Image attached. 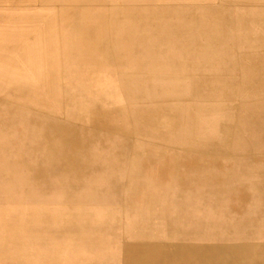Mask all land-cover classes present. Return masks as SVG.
Masks as SVG:
<instances>
[{
  "label": "bare ground",
  "instance_id": "1",
  "mask_svg": "<svg viewBox=\"0 0 264 264\" xmlns=\"http://www.w3.org/2000/svg\"><path fill=\"white\" fill-rule=\"evenodd\" d=\"M110 1L0 0V112L5 114L0 118L9 128L18 120L30 124L33 114L62 119L53 137L38 134L50 144L55 171L73 167L62 151L64 143L74 146L71 118L82 116L95 138L117 132L123 151L133 153L124 198L133 236L142 222L145 236H167L169 242L174 226L167 222L173 217L177 223H196L180 230L194 239L180 248L190 254L189 264H214V257L220 264L223 252L233 256L232 264H253L256 242L211 243L209 236L258 234L249 220L264 218L262 207L233 211L227 206L264 202V168L247 171L239 154L264 153V104L244 101L243 92L235 97L227 92V78L237 73L243 78V61L264 59V18L260 26L253 18H232L214 8L223 0ZM257 37L262 41L255 44ZM209 59L220 60L221 71L198 67ZM114 94L122 104L111 102ZM151 140L156 145L148 144ZM80 145L84 152L90 142ZM162 145L186 153L163 152ZM209 145L220 155L207 154ZM162 156L169 157L164 166ZM169 191L176 197L164 194ZM172 203L180 209L166 214ZM118 222V217L103 220L100 237L90 244L93 264H169L163 255L174 248L171 244L120 245Z\"/></svg>",
  "mask_w": 264,
  "mask_h": 264
},
{
  "label": "rangeland",
  "instance_id": "2",
  "mask_svg": "<svg viewBox=\"0 0 264 264\" xmlns=\"http://www.w3.org/2000/svg\"><path fill=\"white\" fill-rule=\"evenodd\" d=\"M109 1L104 0V2ZM113 2L117 3L118 0H114ZM126 2V0L122 1V3ZM223 2V4H214V8H222L226 12H229L232 18L244 17L246 20L253 18L255 21L257 20V24L260 23L259 20L264 18V13L261 11L264 10V0H223ZM165 6L177 5L168 3ZM198 7L203 8L206 6ZM252 26L247 27L246 32L249 35ZM258 26L260 25L258 24ZM254 30H260V28H255ZM262 33L264 34L263 30ZM257 38L259 40L255 41V44L262 41L260 37ZM245 45L248 47V44ZM260 54L263 55L264 51ZM199 62L201 65L198 64V67L201 69H207L209 72L211 70L216 72L221 71L218 70L221 65V61L218 59ZM242 63L245 68L243 78L238 73L231 80L227 78L228 94L235 97L243 92V95H245L244 101H250L251 99V103L264 104V59L260 61L245 60ZM111 82H113L116 88L117 81H114L113 78L110 80ZM107 83L109 84V81ZM96 93L99 94L100 92L97 91ZM116 95L118 94H114L111 102H116L118 105L122 104V98H118ZM106 108L105 110H107ZM0 116L5 117L4 112H0ZM32 116L35 121H30V124L19 122L18 120L15 126L11 128L6 126L4 119L0 118V264H93L95 250H91L90 244L97 237H100L102 231H100L101 224L105 218L110 217L119 218L120 245H126L131 242L143 244V241L136 239L135 235L132 236L133 239H129V235L126 234L129 226L124 223L126 221V218H124L126 210L124 211L123 206L126 191L125 186L133 153L123 151L121 147L122 143H120L122 142L120 134L118 135L117 132H113L109 135L102 132L97 138L92 137L90 133L91 126L81 120L82 116L78 115L80 120L70 117L76 128L73 137L74 146L64 143L62 151L68 162L70 163L71 161V166L73 167L70 170L68 169L69 171H55L50 167V144L41 140L38 134H44L47 138L53 137L56 130L63 125L62 119H60L61 121L58 119L50 120L44 115L41 116L39 114H33ZM4 128H9V130L5 132L3 131ZM149 136L150 138L153 137L150 134ZM83 140H89L90 145L84 152H80V142ZM155 143L151 140L148 144L156 145ZM162 147L163 152L186 153L178 148L164 145ZM209 147L211 150L207 154L212 157L220 155L213 153L212 145H209ZM239 154L245 160L244 168L247 171L256 168H259L261 171L263 170L264 153L243 152ZM168 158L166 156L160 157L159 164L162 166L166 165ZM132 171L133 166L131 168ZM34 173L37 175V178ZM192 174L194 176V171ZM196 175L199 176L198 172H196ZM203 175L201 173V176ZM208 176L212 177L209 174ZM30 182L32 183L30 184ZM187 189L196 192L194 188ZM169 193L172 194V197H176L177 193L174 191L165 192L164 194L167 196ZM215 204L219 207L224 206V204L216 202L213 203V206ZM227 206L233 209V211H241L240 209L243 208L262 207L261 210L264 212V202L262 201L260 203L247 200L233 201ZM65 207L69 211L65 210ZM94 209L96 210L95 213ZM178 209H180L179 206L175 208V210ZM169 215L171 214L169 213ZM249 221L253 227L258 229L256 230L259 231L258 234L244 235L243 237L235 235V233L222 236L210 234L209 239L211 240L209 241L211 243L213 241L253 243L260 238L259 235H263L264 237V218L258 221H253V219ZM114 222L106 230L110 231ZM182 224L183 227H193L196 225V223L187 221H183ZM9 229L12 230L10 231ZM163 241L155 240L154 242H162V245L171 244L175 248H181L182 245L193 243L194 239L191 236V239H173L169 240V242L165 239Z\"/></svg>",
  "mask_w": 264,
  "mask_h": 264
},
{
  "label": "crops",
  "instance_id": "3",
  "mask_svg": "<svg viewBox=\"0 0 264 264\" xmlns=\"http://www.w3.org/2000/svg\"><path fill=\"white\" fill-rule=\"evenodd\" d=\"M172 195V194H171ZM172 198V196H170ZM175 198V196H174ZM177 207V203H172V204H169V205H166L165 206V209H166V214H167V211H169V213L171 212L172 214H174L177 210H175V208ZM124 208V206H123ZM173 211V212H172ZM130 215L128 214L127 217L125 216L124 218H126V221L123 222L126 223V225L128 226V224L130 223L129 222V218ZM167 218V217H166ZM150 222V221H148ZM142 222H138V228H137V235H135V238L136 239H141L143 241V244H136L134 242H131L129 243L130 245H136L138 247H142L143 245H146L147 243H152V244H155V240L159 241L161 239H166V237H162V236H159V235H155V236H149V234H147L146 236L141 233L143 230V228L146 227L147 223H142ZM167 224L170 226V225H173L174 228H170V231H173V235H170V238L169 240H173V239H178V240H181L183 238L185 239H191V235H185L184 237V234H182L180 232L181 230V226L182 224L179 222L177 223L176 220L172 217V219L170 221L167 222ZM168 225L166 226V230H167V227ZM141 226V227H140ZM143 227V228H142ZM178 229V231H177ZM128 231H126V234L129 235V239H133L132 238V233L129 231V229H127ZM179 233V234H178ZM169 236V235H168ZM259 239L256 240V254H255V258H254V262L253 264H264V237L263 235H259ZM152 241V242H151ZM188 245V244H186ZM141 252V251H140ZM194 257H196V254H193ZM164 259H166V261L169 263V264H189L187 262V259L186 258H189L190 257V254L188 252H183V250H181L180 248H173L171 250H168L167 254L166 255H163ZM213 257V254L210 253V258ZM222 259H221V263L220 264H232V257L233 256H229L226 252H223V255H222ZM195 259V258H194ZM193 259V260H194ZM215 257H214V264H215ZM244 264H247L246 262Z\"/></svg>",
  "mask_w": 264,
  "mask_h": 264
}]
</instances>
